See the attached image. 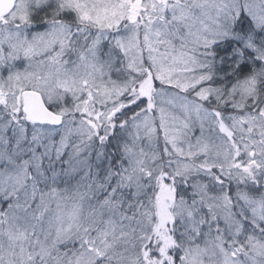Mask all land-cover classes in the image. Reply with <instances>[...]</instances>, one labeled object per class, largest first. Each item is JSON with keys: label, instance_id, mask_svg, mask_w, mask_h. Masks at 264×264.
Here are the masks:
<instances>
[{"label": "snow or ice", "instance_id": "1", "mask_svg": "<svg viewBox=\"0 0 264 264\" xmlns=\"http://www.w3.org/2000/svg\"><path fill=\"white\" fill-rule=\"evenodd\" d=\"M0 264H264V0H0Z\"/></svg>", "mask_w": 264, "mask_h": 264}]
</instances>
